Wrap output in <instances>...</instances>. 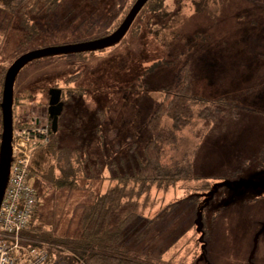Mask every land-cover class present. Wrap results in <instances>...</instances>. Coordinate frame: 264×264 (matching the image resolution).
<instances>
[{
	"label": "rangeland",
	"instance_id": "374dc122",
	"mask_svg": "<svg viewBox=\"0 0 264 264\" xmlns=\"http://www.w3.org/2000/svg\"><path fill=\"white\" fill-rule=\"evenodd\" d=\"M135 1L31 0L15 13L0 9V104L16 59L104 38ZM161 1L157 12L144 6L115 44L36 59L17 74L15 127L32 118L49 124L53 88L67 102L54 134L73 152L76 186L50 191L44 220L57 235H74L82 206L120 185L148 218L137 231L152 221L139 240L161 263L264 264V187L250 184L264 177V0ZM185 63L201 101L162 161L171 168L193 153V179L137 196L127 177L144 160L163 88ZM203 104L224 111L204 125ZM1 134L0 107V144Z\"/></svg>",
	"mask_w": 264,
	"mask_h": 264
},
{
	"label": "trees",
	"instance_id": "16d2710c",
	"mask_svg": "<svg viewBox=\"0 0 264 264\" xmlns=\"http://www.w3.org/2000/svg\"><path fill=\"white\" fill-rule=\"evenodd\" d=\"M30 1L0 0V9L15 13ZM145 6L151 12H157L163 8V1L149 0ZM192 85V71L189 63H185L175 82L162 90L164 98L148 120L151 139L145 145L144 160L136 174L127 177L138 183L137 196L149 191L152 185L167 188L178 181L193 179V153L184 154L171 168L162 161L167 147L176 142L177 132L187 126L196 114L194 107L201 99L194 94ZM63 93L62 100L66 104ZM223 111L219 106L203 104L198 116L207 125L219 119ZM61 121L60 116L58 128ZM34 122L32 118L20 125H33ZM55 137L53 133L48 143L35 147L36 159L30 178L36 189L37 203L29 225L23 231L25 242L33 247L46 248L48 258L44 264H163L152 256L150 245L139 240L146 235L149 229L146 226L152 221L149 219L137 231L136 228L148 218L140 214L139 203L130 198L124 186L116 185L86 202L82 206L76 234L60 236L48 228L43 216L47 195L52 189L59 192L76 186L72 180L75 174L73 152L68 147L60 148Z\"/></svg>",
	"mask_w": 264,
	"mask_h": 264
},
{
	"label": "built area",
	"instance_id": "2783aa9c",
	"mask_svg": "<svg viewBox=\"0 0 264 264\" xmlns=\"http://www.w3.org/2000/svg\"><path fill=\"white\" fill-rule=\"evenodd\" d=\"M34 120L31 126H14L12 163L0 206V264H44L48 258L45 247H33L23 236L37 203L30 178L35 147L48 143L52 135L50 122Z\"/></svg>",
	"mask_w": 264,
	"mask_h": 264
},
{
	"label": "water",
	"instance_id": "95a60500",
	"mask_svg": "<svg viewBox=\"0 0 264 264\" xmlns=\"http://www.w3.org/2000/svg\"><path fill=\"white\" fill-rule=\"evenodd\" d=\"M148 1L149 0H136L115 31L104 38L73 45L56 46L36 50L22 55L9 67L4 79L1 103L2 136L0 144V206L8 184L12 163L14 135V84L19 71L27 63L43 57L53 56L60 53L94 51L115 44L124 37L136 16ZM62 93L63 89L60 88H53L50 90L48 115L53 133H56L58 130L59 117L61 116L65 105L62 100ZM250 184L264 187V177L259 182H250Z\"/></svg>",
	"mask_w": 264,
	"mask_h": 264
},
{
	"label": "flooded vegetation",
	"instance_id": "af4514ba",
	"mask_svg": "<svg viewBox=\"0 0 264 264\" xmlns=\"http://www.w3.org/2000/svg\"><path fill=\"white\" fill-rule=\"evenodd\" d=\"M0 107H1V105H0ZM1 110H2V108H1ZM1 136H2V134H1Z\"/></svg>",
	"mask_w": 264,
	"mask_h": 264
}]
</instances>
